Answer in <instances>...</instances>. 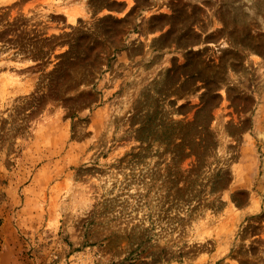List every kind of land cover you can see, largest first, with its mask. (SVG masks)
I'll return each instance as SVG.
<instances>
[{
  "label": "rangeland",
  "instance_id": "obj_1",
  "mask_svg": "<svg viewBox=\"0 0 264 264\" xmlns=\"http://www.w3.org/2000/svg\"><path fill=\"white\" fill-rule=\"evenodd\" d=\"M0 264H264V0H0Z\"/></svg>",
  "mask_w": 264,
  "mask_h": 264
}]
</instances>
